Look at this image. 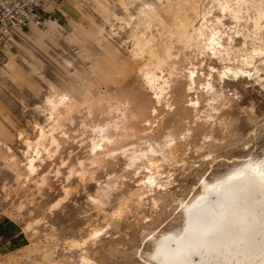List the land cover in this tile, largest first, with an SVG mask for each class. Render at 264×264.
Masks as SVG:
<instances>
[{
  "label": "bare ground",
  "instance_id": "obj_1",
  "mask_svg": "<svg viewBox=\"0 0 264 264\" xmlns=\"http://www.w3.org/2000/svg\"><path fill=\"white\" fill-rule=\"evenodd\" d=\"M67 1L72 22L65 24L61 19L50 16L43 20L41 24L46 23L44 25L32 23L25 30L17 31L19 38H13L16 51L0 62V99L7 87L6 81L12 75L14 57L20 53H30L33 46L49 39L63 41L73 48L74 43H84L90 33L102 45L109 40V34L113 37L119 34L113 23H110L109 32L105 28L89 29L86 25L91 11L105 10L104 0ZM128 2L135 11L134 20L131 16L124 18L125 25H133L127 37L132 44L130 55L137 74L152 95V105L147 108L140 103L139 98L129 93L109 92L121 73L119 57L93 51L88 53L92 57H82L83 63L88 62L89 65H83L78 73H73L77 70L73 58L64 57L66 76L59 77L48 88L39 104L44 119L34 121L29 129L6 128L5 123L0 122V163L3 160L12 173L16 190L30 191L26 200H20L15 206L16 220L32 215V210L27 213L25 210L34 203L36 197L44 196L51 173L58 177L63 175L65 183L61 194L49 204V211L60 207L70 197V181L74 177L81 180L96 179L106 160L115 157L120 150L127 154L128 165L134 171L146 169L139 179L140 187L136 196L153 192L171 181L160 175L162 164L154 154L160 151L166 161L175 158V129L169 128L159 149L154 147L155 142L148 132L142 137L143 143L132 140V137L138 124L146 128L154 127L161 118V108H176L179 71L175 60L185 50L201 55L202 61L207 56L219 60L220 67L209 66L211 78L206 82L207 92L213 100L218 96L212 81L215 72L221 78L243 74L264 77V0ZM164 6L173 11V23L162 25L160 13ZM227 15L234 20V25L229 29L223 20ZM31 32L36 33V38L30 35ZM237 34L244 38V45L238 48L234 43ZM248 37L254 40L251 48L246 44ZM7 50H13L9 43L3 47L4 52ZM186 77L189 91L187 102L198 108L199 68L194 62L190 63ZM102 106L106 108V116L95 119L96 109ZM213 108L218 110L215 105ZM79 112H84L91 119L90 124L85 123L91 127L88 130L90 154L86 158H77L75 163H69L65 158H60L62 136L66 133L67 125L75 122ZM14 141L20 144V154L14 149ZM205 154L208 157L212 151ZM56 158H60V161L52 166ZM198 181L195 192L178 199L180 222L158 231L150 230V245L144 248L142 256L152 264H264V156L249 154L219 174H200ZM120 188V175L118 172L110 173L105 184L86 197L99 207L109 206ZM2 189L4 197L8 199L12 194L11 189L6 184ZM152 200L156 205L155 196H152ZM127 202L120 201L110 213L113 216L90 226L84 235L81 233L82 239L69 238L68 247L80 250L81 264H91L93 261L85 250L86 241L93 242L110 228L115 218L120 217ZM41 219L24 220L22 225L30 237L29 243L14 250L3 248L0 264H18L24 257L34 262L37 256L41 260L34 264H64L55 260L49 252L50 239L39 236V226H46V221L42 223Z\"/></svg>",
  "mask_w": 264,
  "mask_h": 264
},
{
  "label": "rangeland",
  "instance_id": "obj_2",
  "mask_svg": "<svg viewBox=\"0 0 264 264\" xmlns=\"http://www.w3.org/2000/svg\"><path fill=\"white\" fill-rule=\"evenodd\" d=\"M55 1L61 7L66 0ZM104 2L105 10L91 11L89 19L86 20L89 29L105 28L109 32L110 23L116 25L119 34L115 37L109 34V40L103 45L99 44L90 33L86 36L84 43H74L73 48L65 45L63 41L54 42L49 39L33 46L30 53H20L14 57L12 75L6 81L7 87L0 99V122L5 123L6 128L29 129L34 121L43 120L44 116L40 113L39 104L48 88L52 87L59 77L66 76L67 67L64 57L73 58V62L77 64V70L73 73H78V69H82L83 65H89L88 62L83 63L82 57H92L88 56V53L93 51L108 54L110 57H119L118 66L121 73L112 83V88L110 87L111 94L129 93L139 98L140 103L147 108L152 105V95L137 74L130 55L132 44L127 37L133 25H125L124 18L131 16L133 20L135 19L134 7L128 0H104ZM63 7L66 10L51 6L50 9H53V12L47 16L61 19L65 24L70 22L71 14L67 10V3ZM164 8L160 13L162 25L168 22L173 23V11L167 6ZM223 20L227 29L234 25V20L229 15L224 16ZM44 24L46 23L41 25ZM30 35L36 38L35 32H31ZM235 37L236 47H242L244 38L240 34ZM248 38H251V41ZM248 38H246V42L248 41L246 44H249L248 47L251 48L254 40L252 37ZM13 48L16 51V47ZM201 57L192 50H185L175 60L179 71L176 108L170 110L161 108L159 122L151 128L138 124L135 136L132 137V140L143 143L142 137L148 132L151 138L153 137L154 147L159 149L169 128L175 129L177 133V144L173 151L175 158L166 161L163 160L160 151L154 154L162 164L160 175L165 180L168 179V182L171 180L166 186L163 185L153 192L136 196L140 187L139 179L146 169L140 168L134 171L133 167L128 165L127 154L120 150L115 157L106 160L96 179L81 180L74 177V180L70 181V197L53 211H49V204L61 194L65 181L63 175L58 177L51 173L44 196L36 197L34 203L28 205L25 210V213L32 210V215H25L23 220L18 221L15 206L20 200H26L30 191L16 190L12 173L1 160L0 252L3 248L14 250L27 245L30 237L22 224L26 219L40 217L42 223L46 221V226L44 224L39 226V236L50 239L48 250L53 258L64 264H81L80 250L69 248L67 242L73 238L82 239L90 226L109 219L111 215L113 216L110 213L119 202L128 200L120 217L115 218L110 228L102 232L93 242L86 241L85 250L93 258L91 264H152L142 256V251L150 245L151 235L148 232L152 229L158 231L180 222L178 199L191 195L197 190L200 174L205 173L207 176L219 174L249 154L264 156V77L257 78L256 75L243 74L238 77L221 78L215 72L212 81L218 96L213 100L206 89V82L211 78L209 66L220 67L221 64L214 56H207L204 61ZM8 58L5 57L1 61ZM191 62L199 68L200 104L198 108L192 107L190 102H187L189 91L186 73ZM213 105L218 110H214ZM105 116V107L96 109L95 119H102ZM90 122L91 119H88L84 112L76 114L75 124H68L66 133L62 136L60 158H65L69 163H75L77 158L89 156L88 143L91 127L85 123L90 124ZM13 144L16 152L20 154V144L15 141ZM207 151H212L208 157L205 154ZM60 158H56L52 166L58 163ZM117 172L120 175L121 188L113 196V203L105 207L93 204L86 196L105 184L110 173ZM5 184L12 193L8 199L4 197L2 189ZM152 196L156 198V205L153 204ZM27 259L22 258L18 264H34L39 262L41 257H35L34 262Z\"/></svg>",
  "mask_w": 264,
  "mask_h": 264
},
{
  "label": "built area",
  "instance_id": "obj_3",
  "mask_svg": "<svg viewBox=\"0 0 264 264\" xmlns=\"http://www.w3.org/2000/svg\"><path fill=\"white\" fill-rule=\"evenodd\" d=\"M49 0H0V62L5 58L3 47L17 31L30 24H41L45 16L52 14L47 9Z\"/></svg>",
  "mask_w": 264,
  "mask_h": 264
},
{
  "label": "crops",
  "instance_id": "obj_4",
  "mask_svg": "<svg viewBox=\"0 0 264 264\" xmlns=\"http://www.w3.org/2000/svg\"><path fill=\"white\" fill-rule=\"evenodd\" d=\"M52 1H55V0H49L50 4L48 5L47 9H50L51 6H55V7L58 6L61 10H64L65 8L63 7V5H64L65 3H67V5H68V1H67V0L65 1V3H63V5H62L61 7L58 5V3H57L56 1H55V4L53 5V4H52ZM51 4H52V5H51ZM67 9H68V8H67ZM65 10H66V9H65ZM47 17H50V16H45L44 19L47 18ZM44 19H43V20H44ZM13 38H19V37H18V34H17L16 36H12V37H11V40H10V42H9V44L12 45V46L14 47V46H15V43H14V41H13ZM15 47H16V46H15ZM14 50H15V49L13 48V50H7L6 52H4V53H5V57H7L9 53L14 52ZM4 59H5V58H4Z\"/></svg>",
  "mask_w": 264,
  "mask_h": 264
}]
</instances>
